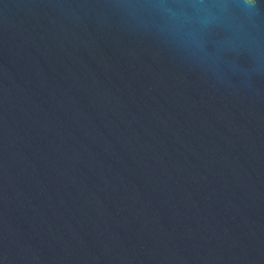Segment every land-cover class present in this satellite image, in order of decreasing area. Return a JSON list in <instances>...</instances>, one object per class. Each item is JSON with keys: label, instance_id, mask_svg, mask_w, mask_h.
I'll return each mask as SVG.
<instances>
[{"label": "water", "instance_id": "95a60500", "mask_svg": "<svg viewBox=\"0 0 264 264\" xmlns=\"http://www.w3.org/2000/svg\"><path fill=\"white\" fill-rule=\"evenodd\" d=\"M0 264H264V0H0Z\"/></svg>", "mask_w": 264, "mask_h": 264}]
</instances>
